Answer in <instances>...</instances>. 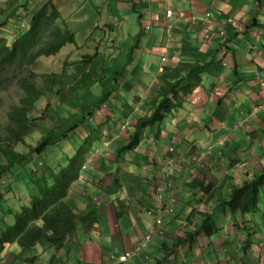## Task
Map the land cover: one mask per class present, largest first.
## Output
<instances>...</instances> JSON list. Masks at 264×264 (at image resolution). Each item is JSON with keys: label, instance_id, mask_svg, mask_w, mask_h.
Instances as JSON below:
<instances>
[{"label": "crops", "instance_id": "crops-1", "mask_svg": "<svg viewBox=\"0 0 264 264\" xmlns=\"http://www.w3.org/2000/svg\"><path fill=\"white\" fill-rule=\"evenodd\" d=\"M16 1L28 3V0H0V9ZM100 1L105 6L103 12L92 11L91 15L81 17L94 20L86 26L90 35L104 25L111 32L132 28L133 11L145 17L140 29L128 30L140 38L134 49L154 55V73L144 63L146 87L138 86L141 81L133 82L136 95L143 93L142 99H149L148 116L155 112L152 105L163 98L160 89L168 82L192 85V93L187 97L183 93L178 95L184 100L183 106L173 109L159 132L155 131L158 126L146 129L137 152L124 149L134 131L133 120L140 117L134 103L126 102L122 107L124 110L127 104L134 107L133 114L121 122L128 121L125 130L105 123L111 110L109 117L100 115L97 126L102 124L103 132L98 152L92 157L85 180L77 183V192L73 189L67 199L81 215L96 207L97 221L94 224L86 221L85 227L68 237L60 251L48 244L26 250L14 245L6 256V264H148L147 257L155 253L165 255L159 258V264H189L188 256L203 264H229L231 258L222 261L219 254L225 252L229 240L247 242L246 232L257 228L250 220L251 215L258 216L263 211L259 201L258 212L245 219L232 214L226 202L234 186H242L264 170V145L259 146L261 139L257 133L263 131L264 142V110L258 109L264 104V0H135L133 10L128 6L131 0ZM114 1L118 10L127 12L126 20L114 16L113 8L110 10V2ZM88 2L72 0L75 6ZM33 7L31 2L30 8ZM80 9L78 6L74 12ZM168 9L174 12L169 18ZM105 20L106 24L100 22ZM168 26H172L171 40ZM96 53L99 55L100 51ZM138 68L139 64L133 68L136 76ZM191 74L198 79L189 78ZM240 81L244 89L238 88L236 92L235 84ZM164 95L172 98L168 93ZM116 99L114 96L107 104L118 106L121 111ZM186 103L191 106L186 107ZM109 106H99L91 119L99 111L110 109ZM204 112L211 124L206 123L207 119H197ZM87 125H82L81 130ZM150 128L152 135L147 133ZM89 131L92 135V126ZM258 148H262L259 156L253 153ZM215 154L217 159L211 160ZM179 157L183 160L174 165ZM200 162L202 165L197 164ZM210 184L213 187L207 193L204 187ZM155 195L166 197L165 205L159 209ZM171 196L177 200L176 212L162 214ZM169 215L172 216L168 218ZM206 219L213 220L218 232H210L208 227L202 229ZM150 230L152 242L146 246L150 256L144 253L133 256L134 248ZM184 236H188L187 241L193 247L184 250L187 261L184 256L175 260L176 252L170 245L174 246ZM113 255H127L128 260L120 262L119 258L120 263H112Z\"/></svg>", "mask_w": 264, "mask_h": 264}, {"label": "trees", "instance_id": "trees-1", "mask_svg": "<svg viewBox=\"0 0 264 264\" xmlns=\"http://www.w3.org/2000/svg\"><path fill=\"white\" fill-rule=\"evenodd\" d=\"M31 2L34 3L33 8H30ZM10 5V13L5 8L0 9V92L17 85L23 90L24 95L8 113L9 122L6 134L0 135V159L2 161L0 162V214L11 213L14 215L13 225H6L0 229V253H5L8 246L14 244H17L22 250L33 248L39 244H48L60 251L66 246L68 237L78 234L81 228L85 227L86 221L91 224L97 221L96 207L90 208L85 215H81V213L75 212L68 204L67 199H69L73 187L83 177L81 175L85 173L86 169L88 172L92 156L96 153L102 140L103 130L101 128L103 126L102 124L97 126L94 129L96 132L94 135H87L83 140L87 142L81 144L75 154H67L68 164L64 167L60 163L59 173L56 174L57 169L52 167L49 172L43 169L46 165L45 162L40 166L34 163L36 158H44L47 149H51L49 154L51 158H58L56 149L65 151L67 144L68 147H71L69 145L79 142H72L74 139H81V134L77 131L82 132L81 127L85 122L84 115L75 117L70 120L71 122L65 119V126L58 125V129L47 126L46 120L55 118L54 114L50 112L49 104L44 107V111L43 109L36 111L37 116L34 118L31 116L41 97L54 90L55 84H63V78L58 79L59 74H52L41 76L46 79L47 84L44 87L37 86L36 78L40 76L32 68L40 58L57 57L68 44H75L76 35L66 25L67 21L53 0H28L27 4L16 1ZM19 8L22 10L20 15L18 14L20 10L17 11ZM30 17L28 31L24 33L23 20ZM97 50L100 51V49ZM97 56H99L97 53L87 55L88 61L85 62L91 64ZM80 63H82L81 60L74 63L66 61L64 63L65 70ZM94 68L93 65L89 67L85 65L79 69L76 67L67 69L66 76L72 78L74 71L80 73L75 78L77 85L74 83L72 92H76V89L79 91L90 90L93 83L101 82L100 80L93 82L87 80V77L92 76L89 71L95 75ZM77 79L82 81L78 82ZM160 90L163 98L153 103L152 108H155L153 115L134 119L133 127H136V130L129 135L125 150L139 147L146 129L148 127L156 128L159 122L166 120L173 109L183 106L184 100L178 98V95L183 93L184 96H189L193 87L168 82ZM166 93L172 95V98L169 95L165 96ZM111 96L112 94L109 93L108 100ZM85 109L87 110L86 107ZM125 110L126 112L120 118L122 122L123 118L133 114L134 107L127 104ZM59 120L63 122L62 119ZM123 125L117 124L111 128L121 130ZM30 166L31 169H29ZM47 174L48 176H46ZM256 176V178L246 181L242 186L233 187L229 200L226 202L232 214L244 216L246 219L250 214L258 212L260 189L264 186V170ZM14 177L31 178L30 194L32 199L25 201L26 204L20 211L3 205L10 200L9 195L12 193L11 190L5 191L4 188L13 182ZM212 187L213 184H210L205 188L207 193H211ZM210 221L209 219L205 220L203 229L208 227L210 232H218V229L209 225ZM3 259L1 258V260Z\"/></svg>", "mask_w": 264, "mask_h": 264}, {"label": "rangeland", "instance_id": "rangeland-1", "mask_svg": "<svg viewBox=\"0 0 264 264\" xmlns=\"http://www.w3.org/2000/svg\"><path fill=\"white\" fill-rule=\"evenodd\" d=\"M65 2L62 4L61 0H56L54 4H56L59 11L62 13L63 18L67 21L66 25L76 34V43L75 44H68L64 50H61V52L58 54L57 57H43L42 59L37 62V64L32 68L33 71L37 72L40 77L36 78V84L37 86L44 87L47 84V81L44 77V75H60L58 77L59 80L63 78V84L57 83L55 84V88L52 91H49L46 93V95H43L38 103V105L34 108V112L31 114V116L34 118L37 116V112L40 109H43L47 106L50 109V112L54 114V119H47L46 122L48 123L47 126L53 127L55 129H58V125L61 127H64L66 124L67 119L69 122L70 120L74 119L77 116H83V114H88L87 110H92L98 108L99 106L104 105H110L109 108H105V110L99 111L100 114H97V117L93 119L92 121H87V124L92 125V135H94L96 132L93 129L97 128V125L100 122L99 116H106L109 117L108 111L111 110V116L109 119L106 120V124L111 127H115L117 124L122 125L121 113L126 112L122 107L125 106L126 102L134 103L136 108V114H139L140 117L148 116L149 108H151L150 104H147L149 102V99L143 100V93H140L136 95L135 93V85L133 84L134 79L135 82H140L138 86L140 87H146V84L144 83V73H145V66L144 63L149 64L150 72L154 73L153 69V61H154V55L153 54H143L144 49H141L138 51V49H134V47L137 45L140 38H136V34L134 31H130L128 29H140L141 28V21L144 22V16L142 17V13H135L133 11L132 15H134V19L130 20L132 23V28L127 29H121L118 32H111L108 28V26L104 25L106 24L105 21L103 22L104 26L102 30H96L94 35H90V30L86 28V26L90 25L94 20H83L81 19L82 16L85 15H91L92 11L96 12H103L105 9V6L103 5V2L100 0H90L87 5H78L81 7L80 11L78 13L74 12L75 9L78 6H75L72 3V0H64ZM135 0H131L128 3V6L134 8ZM142 7L143 5L140 4ZM110 10L114 11V16L125 18L127 16V12L123 9L118 10V3L116 1L110 2ZM8 8V7H7ZM110 11V15H112ZM20 13V12H18ZM74 13V14H73ZM113 16V15H112ZM107 23L109 21L107 20ZM30 24V19L23 20L22 27H24L23 32L26 33L28 31ZM150 26L152 25L151 22H149ZM146 26L147 23H144ZM124 26V25H122ZM104 31H108L107 35H104ZM137 32V31H136ZM142 32V31H139ZM151 32H148L147 38H149ZM73 49V50H71ZM97 49H100L99 56L95 57L93 61L90 63H87L85 61H88L86 56L87 55H94L96 54ZM136 52V55L134 54ZM69 55V58H67ZM134 57L136 59H134ZM45 58V59H44ZM82 61V63L78 65L70 66L69 68L64 67V63L66 61H69L71 63ZM139 64L138 73L139 75L136 76L134 74V67ZM85 65H93L95 68V75L92 71V76L87 77L88 81H97L100 80L101 82L93 83L90 90L83 89L79 91V89H76V92H70L72 89V86L77 85V82H75V78L80 73H76L74 71L72 74H74V77L66 76L68 70L72 69L73 67L80 68L84 67ZM68 69V70H67ZM203 70H207L206 68ZM127 72L128 75H127ZM64 73V74H63ZM70 73V72H69ZM76 73V74H75ZM125 74L127 76H125ZM132 74V75H131ZM247 74H244L243 77H246ZM64 76V77H63ZM99 76V77H97ZM153 75H151L152 77ZM189 78L193 77L196 80L198 78L194 77L193 74L188 75ZM250 78L251 76L248 75ZM189 78L187 79V84L190 82ZM131 80L129 84L125 83V80ZM51 80L49 79V82ZM78 82H81V79H77ZM244 83L240 81L239 84H235V91L238 92V88L244 89ZM192 86V85H191ZM75 87V86H74ZM193 87V86H192ZM63 89V90H62ZM61 91V92H60ZM117 91V93H115ZM119 91V92H118ZM120 91H123L120 93ZM113 94L112 99L114 96L117 97V104L122 108L121 111L118 110V106L116 108H113L111 104H107L108 100V94ZM24 95L23 90L15 85L11 87L9 90H2L0 92V135L6 134V127L8 126V113L12 109L14 105H17L20 101V98ZM236 95V93H235ZM234 95V96H235ZM109 102V101H108ZM112 102V101H111ZM114 103V101H113ZM145 103L147 105H145ZM191 106V103H186V107ZM87 108V110L85 109ZM149 107V108H148ZM204 111V110H203ZM95 112V110H94ZM80 114V115H79ZM62 117H59V116ZM170 115V114H169ZM86 118H88L86 116ZM59 119H62L60 121ZM198 120L207 119L206 123L211 124L212 120L208 119V115L206 112L202 113L198 116ZM109 121V123H107ZM135 122V120H133ZM42 123H44L42 121ZM164 122H159L158 128L155 130L159 132V128ZM258 123L259 127H262L261 124H259V120L256 121ZM123 124L126 125V122ZM91 126L85 127L82 132L78 130L77 132H80L81 139L76 140L74 139L72 142L79 141L77 143L71 144L68 147V144L66 146L65 151H59L58 150V158H51L50 157V151L51 149H47V151L44 153L45 156L38 157L34 160V163L38 166L41 164H44L45 162V169L46 171H50V168L57 169L56 174L59 173V164L61 163L64 167L68 164V156L67 154H75L76 151H78L77 148L81 144L86 143L87 141H83L84 138H86L87 135H90ZM134 130H136V127H133ZM105 130H108L106 127ZM104 130V131H105ZM112 130V129H111ZM122 130H125V127L122 128ZM147 133L151 132V128ZM257 133L260 135L261 143L259 146L263 147L264 142L262 141V134L263 131H257ZM123 134H127L126 132H123ZM110 137V135L108 136ZM144 140V139H143ZM30 142V140H28ZM69 143V142H68ZM91 144V143H90ZM58 147V146H57ZM141 146L136 147L135 149L131 150L134 152H137ZM262 148H258L256 151H254V155L259 156V153H261ZM221 154V153H220ZM241 154H243L241 152ZM246 155V153H244ZM70 156V155H69ZM94 156V155H93ZM218 154H215L211 160H216ZM242 158V157H241ZM101 161V160H100ZM0 162L1 159H0ZM227 166L230 167V164L232 161L230 160L227 162ZM90 168V167H89ZM88 168V170H89ZM31 169V166L29 167ZM256 171V169H255ZM258 172V171H256ZM87 173V169L82 177V181L85 180V176ZM120 174H123L121 172ZM25 176V174H24ZM48 176V174L46 175ZM8 182V180H7ZM31 178L30 177H14L13 182L6 186L7 188H4L5 191H12V193L9 195V201H6L3 205L7 206L8 208L20 211L21 208L24 206L25 201H30L32 199L30 194V185ZM82 187H84L82 185ZM73 189L77 192L78 186L77 183L73 187ZM260 196L259 199L262 204V213L258 214V216L251 215V219L255 222V225L257 228L253 230H249L246 232L247 236V242H234L232 240H229V245L227 246V249L225 252L222 251L221 254H219V258L223 260H227V258H231L229 264H264V186L260 189ZM100 193V192H99ZM28 204V203H27ZM176 206H177V200L175 197L171 196L169 203L166 204V209L162 212V214H165V212H168L169 214L176 212ZM93 207V206H92ZM1 212V211H0ZM256 214V213H252ZM172 216L169 215L168 218ZM222 216V215H220ZM167 218V219H168ZM14 223V215L11 213L6 214H0V229H3L6 225H13ZM167 223V220L165 221V224ZM209 225H214L213 220L210 221ZM203 229V228H202ZM205 230V228H204ZM188 236H184L183 240L177 241L174 246L170 245V248L172 251H175L176 253L173 254L174 257L176 256L175 260H181L180 256H184V260L189 261V264H203L199 263L194 259V256H188L187 259H185V248L191 249L192 244L187 241ZM152 242V237L150 239ZM134 255L133 256H141L143 253L146 256H150L147 254L148 249L147 247L143 248L142 250L137 251V247L134 248ZM228 251V255H227ZM133 253V252H132ZM183 253V255H182ZM150 254V252H149ZM191 254V252L188 253V255ZM132 255V254H131ZM132 256V257H133ZM121 257V256H120ZM120 257H117L116 255H113L112 257V263H120L118 260ZM148 259L146 262L148 264H159V258H165L164 254L161 253H155V255H152L150 257H147ZM217 260V259H216ZM226 262H223L222 264H225Z\"/></svg>", "mask_w": 264, "mask_h": 264}, {"label": "bare ground", "instance_id": "bare-ground-1", "mask_svg": "<svg viewBox=\"0 0 264 264\" xmlns=\"http://www.w3.org/2000/svg\"><path fill=\"white\" fill-rule=\"evenodd\" d=\"M9 6V5H8ZM6 7V6H5ZM6 9V11L7 12H11V6H9L8 8H5ZM169 10V9H168ZM169 12H172V15H170L171 17L174 15V12H173V10H170ZM169 12H168V14H169ZM167 19V18H166ZM169 22V21H168ZM168 31H169V26H168ZM168 37H169V40H170V35H168ZM52 57V56H51ZM43 58V57H42ZM41 58V59H42ZM45 59V58H44ZM40 60V59H39ZM96 109H99V107L98 108H96ZM94 110L95 109H93V112H92V110H87L88 111V114L86 115V114H83L84 116H85V122L83 123V125L85 126L86 125V123H88L87 121H92V119H91V116L92 115H94L95 114V112H94ZM46 112V111H45ZM86 116L88 117V118H86ZM94 119V118H93ZM106 122V121H105ZM128 121H126V123H127ZM88 125H90V126H92L91 124H88ZM87 125V126H88ZM82 128V127H81ZM79 129V128H78ZM177 164V161L174 163V165H176ZM198 165H202V162H200V163H197ZM88 168H89V166H88ZM5 180H6V178H5ZM165 195H160L159 197H158V204H157V208L159 209V208H161L163 205H165L164 203H166V201H165ZM151 232L149 233V235H148V238H147V240L146 241H141L140 242V244L139 245H137V247L140 249V250H142L143 248H145L147 245H149L151 242V237L153 236V231L152 230H150ZM36 247V246H35ZM28 249H30V248H28ZM132 254H135L134 253V251H133V253ZM128 260V256L126 255V256H122V257H120V262H124V261H127Z\"/></svg>", "mask_w": 264, "mask_h": 264}, {"label": "clouds", "instance_id": "clouds-1", "mask_svg": "<svg viewBox=\"0 0 264 264\" xmlns=\"http://www.w3.org/2000/svg\"><path fill=\"white\" fill-rule=\"evenodd\" d=\"M20 10V8L17 10V11H19ZM170 10H168L167 11V17L169 18V14H168V12H169ZM20 13H18L19 15L22 13V10H20L19 11ZM61 13V12H60ZM62 14V13H61ZM171 17V16H170ZM29 19H31V17L29 18ZM116 20H118V18L116 17ZM170 27V26H169ZM71 28V27H70ZM171 28H172V26H171ZM171 28H169V35H170V40L172 39V31H171ZM76 35V34H75ZM174 41V40H173ZM76 43V42H75ZM63 90V89H62ZM61 92V91H60ZM70 92H72V91H70ZM112 96H113V94H112ZM112 96H111V98L110 99H112ZM109 100H107V102H108ZM258 109L259 110H264V104L263 105H259L258 106ZM11 112V111H10ZM169 115V114H168ZM8 117H9V114H8ZM163 122H165V121H163ZM127 125V124H126ZM125 124L123 125V127H125L126 126ZM122 127V128H123ZM121 128V129H122ZM98 152V149L96 150V153ZM96 153L94 154V156L96 155ZM94 156H92V157H94ZM181 160H183L181 157H179V158H177V163H179ZM182 168V167H181ZM82 179V178H81ZM207 187V186H206ZM206 187H204V189L206 188ZM155 194H156V192H155ZM155 197H156V200L155 201H158V198H157V196L155 195ZM150 233V232H149ZM149 233H147L145 236H144V238L141 240V241H146L147 240V238H148V235H149ZM14 245H16V246H18L17 244H14ZM14 245H12V246H8V250L7 251H5V253H0V264H6L7 262H8V259L6 258V256H7V254L9 253V251H10V249L14 246ZM19 247V246H18ZM1 258H4L3 260H1Z\"/></svg>", "mask_w": 264, "mask_h": 264}, {"label": "built area", "instance_id": "built-area-1", "mask_svg": "<svg viewBox=\"0 0 264 264\" xmlns=\"http://www.w3.org/2000/svg\"><path fill=\"white\" fill-rule=\"evenodd\" d=\"M169 15H172V12H169ZM169 28H171V26ZM139 250L140 249L137 247V251H139ZM128 256H130V254Z\"/></svg>", "mask_w": 264, "mask_h": 264}]
</instances>
